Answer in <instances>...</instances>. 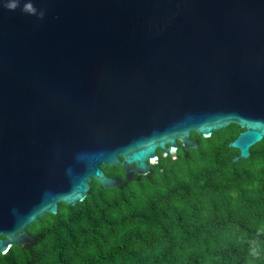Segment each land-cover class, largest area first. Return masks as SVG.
<instances>
[{"label": "water", "instance_id": "obj_1", "mask_svg": "<svg viewBox=\"0 0 264 264\" xmlns=\"http://www.w3.org/2000/svg\"><path fill=\"white\" fill-rule=\"evenodd\" d=\"M0 0V253L59 203L235 124L264 140V0ZM32 2L43 19L22 11ZM123 167L125 179L102 166Z\"/></svg>", "mask_w": 264, "mask_h": 264}, {"label": "trees", "instance_id": "obj_2", "mask_svg": "<svg viewBox=\"0 0 264 264\" xmlns=\"http://www.w3.org/2000/svg\"><path fill=\"white\" fill-rule=\"evenodd\" d=\"M232 124L197 149L151 164L146 176L68 206L32 225L31 244L0 253V264H264V140L233 161ZM125 179L123 167L102 166Z\"/></svg>", "mask_w": 264, "mask_h": 264}, {"label": "clouds", "instance_id": "obj_3", "mask_svg": "<svg viewBox=\"0 0 264 264\" xmlns=\"http://www.w3.org/2000/svg\"><path fill=\"white\" fill-rule=\"evenodd\" d=\"M21 4V0H6L4 6L9 10V11H16ZM22 11L24 13H30L38 16V18L43 19L44 17V12L43 11H38L34 4L32 2H26L23 5Z\"/></svg>", "mask_w": 264, "mask_h": 264}, {"label": "flooded vegetation", "instance_id": "obj_4", "mask_svg": "<svg viewBox=\"0 0 264 264\" xmlns=\"http://www.w3.org/2000/svg\"><path fill=\"white\" fill-rule=\"evenodd\" d=\"M180 149V148H179ZM179 151V150H178Z\"/></svg>", "mask_w": 264, "mask_h": 264}]
</instances>
